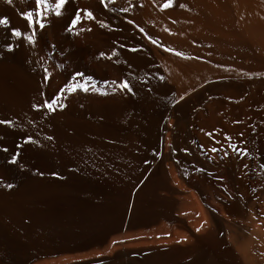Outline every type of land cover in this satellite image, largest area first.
<instances>
[{
  "label": "bare ground",
  "instance_id": "1",
  "mask_svg": "<svg viewBox=\"0 0 264 264\" xmlns=\"http://www.w3.org/2000/svg\"><path fill=\"white\" fill-rule=\"evenodd\" d=\"M165 2L0 0V264H264V0Z\"/></svg>",
  "mask_w": 264,
  "mask_h": 264
},
{
  "label": "snow or ice",
  "instance_id": "2",
  "mask_svg": "<svg viewBox=\"0 0 264 264\" xmlns=\"http://www.w3.org/2000/svg\"><path fill=\"white\" fill-rule=\"evenodd\" d=\"M4 2L5 3H9L10 0H4ZM34 2H35V9H36V11H35V17H36V19L33 20V17H32L31 12L24 14V19L28 20V27L29 28L32 27V24L33 23H35L39 27L43 28L45 25L42 22V20L40 19V17H41L40 9L43 6V11L45 13L48 11V0H34ZM66 3H68V0H55V4H54L55 12L53 13V15L59 16L61 14V10H62L63 6ZM101 3H104V0H101ZM168 7H170V2H168V0H166V2L163 3L162 8H168ZM80 13H81V9L77 8L76 9L75 16L71 19L70 24L65 29L66 32H68V33H72L73 32V30L78 25V22L80 20ZM83 15H84V17L89 18V19H92L93 18L92 17V14L89 11H87L86 9L83 10ZM128 23H132V21L129 20ZM7 24H8L7 18L0 17V26L6 27ZM11 35L19 38L21 36V32L19 30H17V29H12L11 30ZM147 38L149 40H151L150 37H147ZM25 39L28 41L29 44L32 43V40H33L32 37L25 36ZM12 49H13V45L11 43H9L7 45V50L10 52V51H12ZM136 50L137 49H135V48L134 49H131V51H136ZM100 55L101 56H104L105 54L104 53H100ZM72 75H73L74 78L75 77H84V74L83 73H80V72H74ZM84 78L85 79H90L88 77H84ZM44 79H45V81L48 80V74H47V72H45V74H44ZM104 83L107 84L108 82L107 81H104ZM112 85L114 86V88H113L114 91L118 88L120 90H127L129 93L132 92V89H131V87H130V85H129V83H128L127 80H120L119 82L113 80L112 81ZM67 90H68L69 93H71V92L75 91L76 88L75 87H68ZM80 90L81 91H87L88 89L85 86V87L81 88ZM63 91H64V88H60L59 91L57 92L56 97L54 99H52L51 102L45 103L43 105V107L49 109L50 111L56 110V108L54 106L58 107L59 109L65 108L66 107L65 104L59 103V100H60V98L62 96ZM41 95H43V93H41ZM39 107H40V105H37V104H33L32 105V108L34 110H39ZM165 119H167V117H165ZM9 123L10 122L7 121V120H0V124H9ZM225 138L227 139L228 137H225ZM48 139L51 140L52 137H48ZM24 142L25 143L31 142V137H25L24 138ZM17 147H19V145H17ZM0 151H5L6 152L7 149L6 148L5 149H0ZM183 151L186 152L187 149H184ZM209 151L215 153L217 151V149L215 147H213ZM157 155H159V153H157ZM225 155H227V153H225ZM17 156H18V153L12 154L11 157H10V159L8 160V163L9 164H15L17 162ZM145 163H147V161H145ZM196 171L199 172V171H202V169L197 168ZM41 175H43V173H41ZM51 175L56 176V177H59V174H57V173H51ZM5 187H7L8 189H11V188L14 187V185L11 184V183H8V184L5 185ZM197 231H199V229H197Z\"/></svg>",
  "mask_w": 264,
  "mask_h": 264
}]
</instances>
